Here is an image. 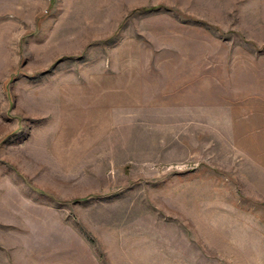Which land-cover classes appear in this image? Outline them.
Returning a JSON list of instances; mask_svg holds the SVG:
<instances>
[{
    "label": "rangeland",
    "instance_id": "1",
    "mask_svg": "<svg viewBox=\"0 0 264 264\" xmlns=\"http://www.w3.org/2000/svg\"><path fill=\"white\" fill-rule=\"evenodd\" d=\"M244 4L0 0V264H264Z\"/></svg>",
    "mask_w": 264,
    "mask_h": 264
},
{
    "label": "crops",
    "instance_id": "2",
    "mask_svg": "<svg viewBox=\"0 0 264 264\" xmlns=\"http://www.w3.org/2000/svg\"><path fill=\"white\" fill-rule=\"evenodd\" d=\"M245 2L244 9L246 10V17L249 18V22L253 25L264 26V0H237ZM242 8V6H240ZM264 31V29H263ZM62 96L63 103L65 104L66 110L71 106H82L88 104L89 100L82 99L78 94V90L70 88L63 91ZM61 97V96H60ZM77 97V98H76ZM89 115V113H88Z\"/></svg>",
    "mask_w": 264,
    "mask_h": 264
}]
</instances>
